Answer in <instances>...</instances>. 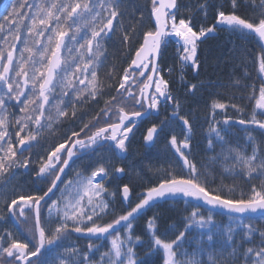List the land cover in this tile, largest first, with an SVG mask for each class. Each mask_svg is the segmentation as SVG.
<instances>
[{"label": "snow or ice", "instance_id": "snow-or-ice-1", "mask_svg": "<svg viewBox=\"0 0 264 264\" xmlns=\"http://www.w3.org/2000/svg\"><path fill=\"white\" fill-rule=\"evenodd\" d=\"M149 3L147 18L139 9L129 12L125 0H15L0 15V264H143L136 249L145 237L148 254L158 255L161 264H204L205 252L213 253L210 264H264V230L252 222L257 215L264 219V0H200L198 10L207 18L211 9L214 23L198 28L192 17L179 15L178 0ZM217 30L255 40L259 48L254 60L259 87H241L246 71L234 81L241 91L250 87L249 115L241 104L219 99L210 111L208 147L213 153L216 144L221 149L212 164L220 166L222 176L248 183L239 195L238 185L217 184L215 169L197 164L191 113L183 111L160 67L171 37L181 69L191 67L198 75L199 44ZM114 37L127 57V66L119 69L109 62ZM201 87L184 83L193 98ZM229 107L248 133L246 147L227 139L231 117H224V127L217 119V110L226 113ZM162 108L163 119L146 129L143 140L151 145L164 134L175 162L157 169V182L134 203L130 183L113 190V181L134 171L116 161L127 159L135 130ZM66 120L73 130L45 148ZM101 151L109 155L67 177L76 159ZM21 175L31 178V189L17 181ZM176 197L191 209L182 230L170 226L161 232L153 215L143 234H136L137 217ZM117 200L120 209L114 207ZM213 210L231 223L217 225ZM9 222L12 228L6 227ZM193 229L201 240L189 251L185 245ZM170 233L173 238L167 239ZM73 234L88 238L84 249L63 244Z\"/></svg>", "mask_w": 264, "mask_h": 264}, {"label": "trees", "instance_id": "trees-1", "mask_svg": "<svg viewBox=\"0 0 264 264\" xmlns=\"http://www.w3.org/2000/svg\"><path fill=\"white\" fill-rule=\"evenodd\" d=\"M15 0H0V15H6L8 11L11 10L12 4ZM200 0H178L180 4V16L192 17L193 23L196 24L197 28L203 25H212L213 20V11L209 9L207 18H205L203 12L198 10V3ZM220 3H227V0H219ZM212 3H217V0H212ZM125 6L129 9V12H132L136 9H140V0H125ZM150 3L148 0L147 12L149 14ZM250 9H241L242 13L250 12ZM138 13V12H137ZM137 16V15H136ZM125 23H128L126 20ZM218 31V30H217ZM216 35H208L202 39V42L199 44L198 55L200 58V69L199 74L192 70L189 67V79L193 82H201L198 85H202L201 90L197 93L196 97H189L186 94V90L179 97L181 104L183 105V111L185 113H191L190 119L195 124V131L192 138L193 144V155L198 165L204 164L209 169H215L213 175L215 176L216 183L219 184L223 180L224 184L232 185L235 183L238 185L237 195H239V189L247 191L248 183L240 176L224 173L221 175L222 169L219 165L212 164L213 154H218L220 152L219 144H216L214 153L209 149L207 143L208 136V127L210 121V111L211 104L214 100L219 99L222 102L228 104L237 103L241 104L245 108V116L247 117L250 112V104L247 99V95L250 92V87H244L243 91L239 90L234 86V81L236 78H239L243 72H247L248 78L242 82L241 87L244 84L253 85L256 87L259 86V78L257 76L256 68L254 66V60L256 54L258 53L257 42L253 40L252 50L255 53L253 58V66L251 67L248 64L243 63L242 67H237L235 62L239 56V51L233 49L231 53L225 54L224 60L218 62L219 56L217 51H215L216 42L214 41ZM232 42L237 43V38L231 37ZM250 39V38H249ZM252 40V39H251ZM207 47V49L205 48ZM209 48V50H208ZM117 53L113 59H110V63H114L117 69L121 67H126L127 64L123 63L126 59L123 58V52L120 50L119 42L116 47ZM172 52L169 49L168 45L163 49V56L160 61V66L170 67L174 66V59L172 57ZM127 58V57H126ZM206 61L208 62L207 66ZM212 63H216V67H213ZM167 75H164L166 77ZM171 82V88H173L175 81L169 79ZM235 97V99H233ZM102 103V102H101ZM98 110V109H97ZM163 114V112H161ZM232 121L230 126L227 127V139L231 141L233 145H240L241 147H246L247 144V135L248 133L244 130L245 126L236 124L234 121L240 117L235 110L232 111ZM153 118L163 119L159 116L153 115L152 117L145 119L142 124L137 128L143 129L144 131L152 124ZM81 126V125H80ZM78 128V127H77ZM135 130V131H137ZM255 136L259 137V133L254 132ZM165 135L160 136V140L155 142L154 145L150 148H144L142 141L140 142L141 149L144 152L143 156H139L136 159L132 158V161L127 164V166L133 169V173L130 176L125 177L121 181H117L118 184L130 183L133 187V202L135 203L136 196L143 191V189L149 184H155L158 179L159 173L157 169H163L168 165L175 162L173 153L166 147ZM92 153H86L83 158L92 156ZM129 153H127V158ZM82 159V158H80ZM80 159H76L80 160ZM126 160V159H125ZM88 168V167H87ZM251 183H259V181H251ZM43 187V185H41ZM191 209L185 205L183 198H167L161 200L155 204V206L150 209H146L137 219L134 221V228L137 235H142L145 230L146 220L153 215L159 217L160 221V230L164 232L165 229L170 226H174L176 230H182L184 226V217L187 215V211ZM202 211L205 215L208 214L207 208H203ZM106 219H111V217H106ZM213 219L217 225L227 226L231 223L228 220L227 215L219 214L213 211ZM253 224L256 227L264 230V219H261L259 216L253 219ZM76 238V237H74ZM167 239L173 238V234L170 233ZM77 239V238H76ZM201 240L199 230L193 229L191 235L188 237L186 243V248L191 251L192 249L199 246L198 242ZM88 242V238L82 239V242H79L80 245L85 248ZM148 244L146 237L144 238L143 246H138L136 251L140 259L143 261V264H161L160 257L158 255H149ZM213 255L211 252H205L203 254L204 264H210L209 256Z\"/></svg>", "mask_w": 264, "mask_h": 264}, {"label": "rangeland", "instance_id": "rangeland-1", "mask_svg": "<svg viewBox=\"0 0 264 264\" xmlns=\"http://www.w3.org/2000/svg\"><path fill=\"white\" fill-rule=\"evenodd\" d=\"M147 4H148V0H140V9L139 10L143 12V15H144L145 18L148 17ZM136 15H137V18H139V12L136 13ZM210 34H212V33H210ZM214 34L216 35V38L214 40L216 42L215 51H217V55L216 56H219V60H218L219 63L224 60L225 54L231 53L233 51V49H237L239 51V56H238V58H237V60L235 62V65L237 67H242L241 58L243 57L244 58V62L243 63L248 64L251 67L253 66V58L255 57V53L252 50V45H253V42H254L253 40H251L249 38L241 37V36H239L237 34H233V33H230L228 31H225V30L215 31L213 33V35ZM231 37L237 38L238 42L237 43L232 42ZM113 41L114 42H113L112 46L109 48V53H108L109 54V60L113 59L115 57L116 53H117L116 47H117V44H118L119 40H118L117 37H114ZM205 48L207 49L206 46H205ZM256 48L259 50L257 45H256ZM208 50H209V48H208ZM123 58L127 59L126 55L123 54ZM206 63H207L206 65L209 66L207 61H206ZM212 65H214L213 67H216V63H212ZM233 110L234 109H232L231 107L228 108L226 113H221L219 110H217V119L221 121V126L222 127H224L223 123H222L224 117L228 116V117L232 118V114L231 113H232ZM160 117L163 118V114H161ZM238 117H240V115ZM158 120H159L158 118H153L152 119V121H154V123L158 122ZM211 122L212 121L210 119L209 124ZM75 123H76L77 127L80 126L79 121H76ZM71 125H72V122L66 120L63 124L57 126L61 130L58 131L55 136L49 137L48 141L44 145V147L47 148L50 145H52L53 143L58 142V138L60 136H63L65 131H68V132L72 131L73 129H72ZM178 131L179 130L177 129V132ZM145 132H146V130L144 131L143 129H138L137 131H135V135L132 137L131 147H130L129 152H128L129 153L128 158L126 160L116 161L117 164L127 165V164H129L130 161H132V158L136 159L139 156H143L142 154H144V152L141 149L140 142L143 141V135L145 134ZM159 140H160V138L158 140H156V142H158ZM247 144H248V140H247ZM33 151L34 152H40L41 149L40 148H36ZM249 151H250V149H249ZM108 155H109V153L101 151L99 153L93 154L90 157L82 158L80 160L75 161V163L71 166V170L67 171V177L68 178L74 177L75 172L77 170L83 172L85 169H87V167H88V165L90 163H93L96 159L100 158V156H108ZM22 171L23 170H21V172ZM17 181H26L27 182L26 183V190L32 188L31 178L29 176H26V175L18 176L17 177ZM112 183H113V190H114L115 185L118 184V182L117 181H113ZM114 207L116 209H120L121 208L119 200H117L115 202ZM45 215H46V212H45ZM6 227L12 228L13 227V222H9L6 225ZM74 237H76V234H73L72 238H70L68 240H65L63 242V244L65 246H67V245H77L81 249H84L80 245L79 242H82V239L84 240V239H86V237H80L79 239H76ZM57 251H60V250L58 249Z\"/></svg>", "mask_w": 264, "mask_h": 264}, {"label": "built area", "instance_id": "built-area-1", "mask_svg": "<svg viewBox=\"0 0 264 264\" xmlns=\"http://www.w3.org/2000/svg\"><path fill=\"white\" fill-rule=\"evenodd\" d=\"M172 49L174 51V56L177 57V60H178V63H177V66H176V69H175V77H176V80H177V87H176V92H179L182 85L186 82V83H191L190 81H188V79L186 78V72L188 70V67L187 68H184V69H181L180 67V61H179V52H178V45L176 44V42H174L172 44ZM167 71V69H166ZM181 76H183V82L181 81Z\"/></svg>", "mask_w": 264, "mask_h": 264}, {"label": "water", "instance_id": "water-1", "mask_svg": "<svg viewBox=\"0 0 264 264\" xmlns=\"http://www.w3.org/2000/svg\"><path fill=\"white\" fill-rule=\"evenodd\" d=\"M153 144H151V145H149V144H146L145 142H144V140H143V146L144 147H146V148H149V147H151ZM214 212H216V213H219L220 214V210H213ZM224 215V214H223ZM256 217H258V215L256 216Z\"/></svg>", "mask_w": 264, "mask_h": 264}]
</instances>
